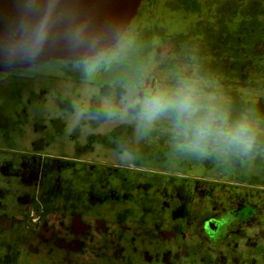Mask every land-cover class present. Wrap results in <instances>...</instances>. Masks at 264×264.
<instances>
[{
	"label": "rangeland",
	"instance_id": "obj_1",
	"mask_svg": "<svg viewBox=\"0 0 264 264\" xmlns=\"http://www.w3.org/2000/svg\"><path fill=\"white\" fill-rule=\"evenodd\" d=\"M164 2H141L91 76L55 58L0 71V264H189L209 220L232 233L227 262L260 264L264 0ZM177 75L258 120L251 152L190 151L168 117L145 128L121 103Z\"/></svg>",
	"mask_w": 264,
	"mask_h": 264
},
{
	"label": "clouds",
	"instance_id": "obj_2",
	"mask_svg": "<svg viewBox=\"0 0 264 264\" xmlns=\"http://www.w3.org/2000/svg\"><path fill=\"white\" fill-rule=\"evenodd\" d=\"M31 0H25V9ZM52 7L49 5L40 19L26 31L25 55L35 58L49 41ZM68 44L82 49L81 64L87 75L97 72L106 62V54L96 49L95 38L83 29L67 36ZM121 103L136 109V119L148 128L161 117H168L177 136L184 141L181 147L193 152L220 155H247L255 146L258 120L251 113L233 115L225 101L214 92L205 91L195 77L177 75L174 82L157 81L145 87H133Z\"/></svg>",
	"mask_w": 264,
	"mask_h": 264
},
{
	"label": "water",
	"instance_id": "obj_3",
	"mask_svg": "<svg viewBox=\"0 0 264 264\" xmlns=\"http://www.w3.org/2000/svg\"><path fill=\"white\" fill-rule=\"evenodd\" d=\"M143 0H0V70L26 68L45 59L81 61L82 49L72 48L75 29L95 38L96 49L107 51L123 37ZM52 7L49 41L35 58L25 55L27 29Z\"/></svg>",
	"mask_w": 264,
	"mask_h": 264
},
{
	"label": "flooded vegetation",
	"instance_id": "obj_4",
	"mask_svg": "<svg viewBox=\"0 0 264 264\" xmlns=\"http://www.w3.org/2000/svg\"><path fill=\"white\" fill-rule=\"evenodd\" d=\"M250 213L252 212L249 210ZM246 212V211H244ZM247 213V212H246ZM250 215V214H249ZM232 216V215H231ZM233 217V216H232ZM202 230L205 232V238H207L205 243L201 242L200 236H194L195 238V246L204 248H211L210 251L203 253L201 251H194L195 256H193L192 261L189 264H217L213 263L217 262L219 259L223 260V264H233L232 260L227 262L228 259L232 256V245L225 244L226 238L230 237L232 233L227 234V223L219 222L216 220H209L205 226H203ZM219 244L217 247L216 245ZM41 249V248H40ZM31 247L26 248V251H31ZM264 257V255H261ZM260 256V261L264 260ZM19 259L16 256L10 257L7 261H3L1 264H18ZM236 263V262H235ZM180 264H183L182 262ZM244 264V262L237 263Z\"/></svg>",
	"mask_w": 264,
	"mask_h": 264
},
{
	"label": "crops",
	"instance_id": "obj_5",
	"mask_svg": "<svg viewBox=\"0 0 264 264\" xmlns=\"http://www.w3.org/2000/svg\"><path fill=\"white\" fill-rule=\"evenodd\" d=\"M165 5H166V0H165V2H164V4H163V9L165 10ZM247 214H252V212L250 213V211H247ZM259 261V260H258ZM260 264H261V261H260Z\"/></svg>",
	"mask_w": 264,
	"mask_h": 264
},
{
	"label": "trees",
	"instance_id": "obj_6",
	"mask_svg": "<svg viewBox=\"0 0 264 264\" xmlns=\"http://www.w3.org/2000/svg\"><path fill=\"white\" fill-rule=\"evenodd\" d=\"M46 60V59H45ZM44 60V61H45ZM34 64H36V63H34ZM34 64H32V65H34ZM32 65H30V66H32ZM29 67V66H28ZM9 69H18V68H9ZM5 70H7V69H3V70H0V71H5Z\"/></svg>",
	"mask_w": 264,
	"mask_h": 264
}]
</instances>
